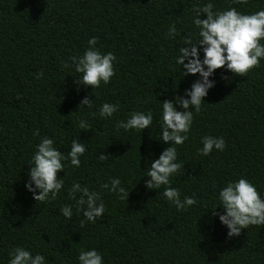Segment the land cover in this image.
Segmentation results:
<instances>
[{
    "label": "trees",
    "instance_id": "obj_1",
    "mask_svg": "<svg viewBox=\"0 0 264 264\" xmlns=\"http://www.w3.org/2000/svg\"><path fill=\"white\" fill-rule=\"evenodd\" d=\"M208 2L0 0V264H8L16 246L43 255L46 264H78L81 249L91 248L103 264H264V225L226 238V228L212 215L219 189L240 177L264 198V58L243 76L214 70L209 79L215 85L193 112L187 140L173 145L183 168L168 186L177 188L181 199L194 196L196 204L178 211L161 195L165 186H144L143 170L168 146L159 141V102L183 95L197 78L178 79L183 69L175 56L186 35L197 38L193 9ZM211 2L214 11L234 7L249 14L264 8V0ZM173 24L177 35L169 38ZM92 36L101 52L116 57L114 76L93 90L75 85L80 74L64 66L83 54ZM85 95L91 107L78 106ZM103 102L118 105L112 117L99 116ZM149 110V129L116 127L130 112ZM78 118L90 127L79 128ZM205 135L223 137L224 150L198 154ZM43 136L65 155L79 138L85 152L79 167L62 162L57 178L63 177V187L55 199L41 202L24 183ZM100 153L107 158L99 160ZM109 177H118L129 191L126 200L100 188ZM74 181L99 191L105 205L100 217L83 226L82 210L67 191ZM65 204L73 205L71 219L59 212Z\"/></svg>",
    "mask_w": 264,
    "mask_h": 264
},
{
    "label": "clouds",
    "instance_id": "obj_2",
    "mask_svg": "<svg viewBox=\"0 0 264 264\" xmlns=\"http://www.w3.org/2000/svg\"><path fill=\"white\" fill-rule=\"evenodd\" d=\"M195 16L192 23L199 29L197 38L193 40V34L184 37V43L176 50L175 63L183 69L178 77L188 75L197 78L184 90L183 95L173 96L171 100L165 99L159 102L160 113V139L163 148L158 156L151 161L143 171L146 179L144 186L147 190L160 189L165 186L161 195L171 202L178 211L196 204L194 196L180 198L177 188L169 187L170 177L180 171L183 164L177 162V150L173 145H180L188 138L193 112H199L202 98L213 88L215 81L209 79L214 70L224 68L226 72L243 76L249 69L259 65L264 58V8L244 14L236 8L229 7L226 10L214 11L211 0L202 7L194 8ZM203 15V19L201 16ZM169 38L177 35L175 25H169L167 29ZM98 37L92 36L87 41V47L82 55L70 58L66 62V68H72L78 74L73 83L77 86L84 85L93 88L101 83L107 84L114 76L113 62L116 57L112 52H101L96 47ZM202 54V56H201ZM179 68V69H180ZM43 76L38 72L36 78ZM92 99L85 95L79 101L78 106L91 107ZM118 109L115 103L103 102L99 108V116L110 118ZM153 123V114L149 110L132 111L123 120H117L116 127L125 131L135 129L141 133L149 129ZM78 127L88 129L90 125L78 118ZM202 147L197 148V153L207 156L213 149L223 151L225 141L223 137L205 135L201 137ZM85 152V143L79 138L71 141L67 155L54 146V140L48 136L40 138L34 146L30 165L27 172V180L24 188L32 194L34 201L44 202L55 199L64 184L63 177L57 178V173L63 171L67 160L71 166H80V157ZM103 161L107 156L100 153L97 157ZM101 189L116 193L121 199L126 200L129 191L121 186L118 177H109L108 182L100 184ZM69 198L75 200L77 211L82 210L84 219L81 226L88 222H94L105 211V205L99 191H90L74 181L67 190ZM76 193H80L76 197ZM217 200L221 208L218 214L212 210V215L218 218L219 223L226 228V238L238 236L242 229L250 225H264V198L257 191L256 186L244 177L227 182L218 191ZM73 205L65 204L59 208L60 214L71 219ZM78 264H103L101 254L91 248L79 252ZM8 264H46L45 257L39 253L33 255L22 246H16L9 252Z\"/></svg>",
    "mask_w": 264,
    "mask_h": 264
}]
</instances>
